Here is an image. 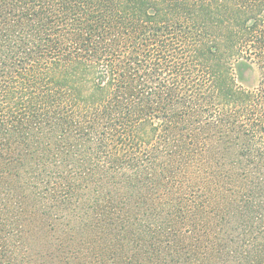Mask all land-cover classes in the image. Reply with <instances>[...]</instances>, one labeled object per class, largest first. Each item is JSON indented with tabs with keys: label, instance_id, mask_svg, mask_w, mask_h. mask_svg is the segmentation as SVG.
I'll return each mask as SVG.
<instances>
[{
	"label": "trees",
	"instance_id": "obj_1",
	"mask_svg": "<svg viewBox=\"0 0 264 264\" xmlns=\"http://www.w3.org/2000/svg\"><path fill=\"white\" fill-rule=\"evenodd\" d=\"M0 264H264V0H0Z\"/></svg>",
	"mask_w": 264,
	"mask_h": 264
},
{
	"label": "rangeland",
	"instance_id": "obj_2",
	"mask_svg": "<svg viewBox=\"0 0 264 264\" xmlns=\"http://www.w3.org/2000/svg\"><path fill=\"white\" fill-rule=\"evenodd\" d=\"M255 79H256V75H254V77H253L252 81H254Z\"/></svg>",
	"mask_w": 264,
	"mask_h": 264
}]
</instances>
